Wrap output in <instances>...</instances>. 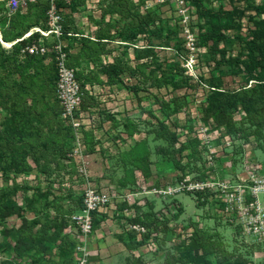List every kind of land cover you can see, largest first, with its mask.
Returning <instances> with one entry per match:
<instances>
[{
  "label": "rangeland",
  "instance_id": "rangeland-1",
  "mask_svg": "<svg viewBox=\"0 0 264 264\" xmlns=\"http://www.w3.org/2000/svg\"><path fill=\"white\" fill-rule=\"evenodd\" d=\"M9 1L0 0V264H77L78 246H85L87 264H144L147 261L148 264H159L166 254H176L178 245L188 237V229L196 220L202 226H215L229 248L238 247L242 252H248L247 258L251 262H264V243H256L252 237L240 234L232 223L219 219L214 216L215 213L202 214V208L195 205L191 195L182 193L162 198L150 191L153 186L173 184L177 179L172 163L154 151L155 146L163 142L154 139L150 133L155 123L152 116L169 121L172 130L179 128V136L186 130L187 152L201 161L204 149L200 140L192 135L200 116L207 127L222 173L226 177H239L240 180L253 174L255 179L264 183V130L256 121H252L258 109L262 112L260 88L255 81L246 80L239 62L246 55L242 38L248 40L256 23L264 21V0H183V4L175 0H123L124 4L118 5L121 11H115L118 16L110 19L112 23L100 21L101 26L112 25L114 28L112 35H106V30L96 34L98 47L94 48L97 51L107 50L102 45L106 42L101 41L99 36H112L108 44L125 46L124 52L118 50L119 47H113L117 48L118 53L126 55V48L134 46L135 56L139 60L134 68L123 65V79L119 77L111 82L117 87H137L130 95L136 109L133 113L136 121L135 124L125 125L128 126L127 132L141 133L136 138L147 135L146 139L141 140H145L148 150L149 176L148 180L140 179L138 184L135 179L130 180V174L122 180L121 172L112 168L115 160H111L113 166L109 164L105 167L111 174L108 182L120 185L115 186L118 194H132L129 198L131 203L126 199L114 202L116 208L109 214L92 215L91 232L86 236L74 216L83 214V188L87 181H94V177L88 173L87 177L76 173L78 166L73 157L72 128L60 116L63 105L56 93L54 54L49 53L45 57L44 69L36 73L33 80L34 74L24 76L9 66L5 53L11 44L4 42V32L11 36L24 26H38L36 28L41 30L49 28L46 13L48 2L13 0L12 7V3L7 5ZM106 5L107 0H94L93 4L90 0H56L62 18L65 17V9L82 12L87 8H101L104 14ZM203 6L233 12L220 20V24L229 27L217 45L200 37V28L210 26L208 22L211 19L209 14L204 16ZM76 19L81 21V17ZM123 22L125 26H139L142 29L135 35L128 31L124 35L120 31ZM148 26L153 30L151 34L148 33ZM64 29L62 26L60 39L66 52L65 64L74 71L82 92L79 111L82 113L81 120H86L81 128L85 155L88 141L84 127L88 124V115L84 114V108L95 104V99L102 94H86L84 87L88 79L79 78L70 63L71 51L64 43L67 35ZM23 33L24 30L21 36ZM83 40L80 38V41ZM51 41L50 34L46 42ZM170 63L178 64L183 69L182 75L175 79L180 83L178 86L161 75ZM82 64L90 66L88 62ZM141 64L144 67L140 70L145 72L147 80L138 78ZM103 66L97 64L94 67L100 71ZM131 70L136 72L135 78ZM210 78L219 81L218 88L211 85ZM94 81L97 84L106 82L100 79ZM214 90L230 105L235 126L239 128L243 124L247 127V136L240 129L225 133L224 128L214 123L210 110L206 109ZM104 95L102 98H116L115 94ZM129 105L128 110H131ZM175 107L177 110L174 111ZM126 137L130 138L128 135ZM131 146L130 142L124 149L126 156L122 155L128 161L143 152L141 146ZM127 168L130 167L123 169ZM147 190L148 193L145 192ZM134 207L141 208L143 219L148 224L154 220L158 222L156 226H148V250L144 258L135 255L139 248L129 249L123 241L127 240V232L132 230L129 226L133 223L128 219L133 217ZM178 208H182V213L175 217ZM143 226L147 230L146 225Z\"/></svg>",
  "mask_w": 264,
  "mask_h": 264
},
{
  "label": "built area",
  "instance_id": "built-area-1",
  "mask_svg": "<svg viewBox=\"0 0 264 264\" xmlns=\"http://www.w3.org/2000/svg\"><path fill=\"white\" fill-rule=\"evenodd\" d=\"M163 2L164 0H156ZM183 4V0H175ZM14 5V1H9ZM47 30L36 29L39 37L27 44L20 50V54L47 56L53 53L57 69L56 93L63 111L60 116L65 119L72 128L74 137L73 157L77 164V175L87 177V166L83 158L85 145L83 144V133L81 128L83 121L82 113L79 111L81 88L75 79L74 71L65 64L66 52L60 39L62 34V16L56 7V0H47ZM51 43L46 42L50 37ZM11 47V45L9 46ZM192 135L200 140L203 147V158L196 165L200 170L179 171L177 179L173 184H164L160 187L151 188V192L165 197H175L177 194H189L193 197L195 205L202 208V214L215 213L214 216L232 223L238 227L239 233L252 237L254 242L264 243V183L254 178V175L243 178L226 177L217 162L215 150L211 146V138L207 127L203 124L200 116L197 117ZM169 125V121H165ZM223 128V126H220ZM180 133L179 128L173 129ZM187 131L183 130L178 135L175 147L179 148L186 143ZM187 151H181L179 158L181 163H186ZM252 181L247 183V181ZM113 191L100 190L90 182H86L82 192V215L74 216L78 220L81 232L86 236L91 232L93 213H108L115 209ZM127 195L126 197H129ZM129 200V199H128ZM202 203V204H201ZM199 204V205H197ZM213 217H210L212 219ZM198 223V220H196ZM199 227H203L200 222ZM130 229L135 230L140 236L147 232L140 224H131ZM191 231V228L188 229ZM190 232L187 234L189 235ZM79 255L77 264H87L88 252L85 246H78Z\"/></svg>",
  "mask_w": 264,
  "mask_h": 264
},
{
  "label": "trees",
  "instance_id": "trees-1",
  "mask_svg": "<svg viewBox=\"0 0 264 264\" xmlns=\"http://www.w3.org/2000/svg\"><path fill=\"white\" fill-rule=\"evenodd\" d=\"M119 3L121 5L124 4L123 0H107V5L103 10L104 14L115 13V11L117 13L121 11L118 9ZM202 9L204 10V16L209 14L211 15V19L208 22L210 23V26H206L205 28L202 26L200 28V37L203 41H211L213 45H217L218 42L224 38L225 30H227L229 27V25L220 24V20L225 16L232 15L233 12L223 11L220 9H209L205 6H203ZM27 28H29V26H24L21 30L13 32L11 36H7V32H4V39L20 37L22 30L25 31ZM141 29L142 28L139 26H125L123 22L121 24L120 31L121 33H124V35L127 34V31L130 34L135 35L136 33L140 32ZM151 29L152 28L148 26V33L150 34L153 32ZM37 37V32L32 33L29 37L17 41L10 47L9 50L5 51L9 66H11L13 69H17L19 72H22V75L24 76L33 74L35 75L44 69L43 61L46 56L32 54H25L22 56L20 54L21 48L31 43ZM249 37L250 38L248 40L242 38L245 45L246 55L243 59L239 60V62L246 76V80H253L259 85L261 94L260 105L262 107V112H260L258 109V113L254 115L255 120L252 121H256L259 127L264 130V21H259L256 23V26L251 31ZM142 67H144V64H141L138 68V78L147 80L145 72L140 70ZM166 67L167 70L162 71L161 75L163 78L172 80L173 85L178 86L180 83L175 79L177 76L182 75L183 69L175 63L167 64ZM168 70H172L173 72L168 73ZM101 71L107 75L108 80L111 82L113 79H120L119 75L125 70L124 67L121 68L117 63H112L103 66ZM130 73L135 75L136 72L131 70ZM34 77H36V75L32 77L33 80L35 79ZM209 82L213 87L218 88V80L210 78ZM129 88L132 91L137 90L136 86H131ZM211 95L212 98L208 99V105L206 109L210 110L214 123L217 126H223L225 133H231L240 129L244 132V135L247 136V127H244L243 124H241L239 128L235 126L229 111L230 105L227 103L225 98H223V96L217 93L215 90ZM175 110H177V107L174 108V111ZM152 117L155 119V123L152 124L153 127L151 128L150 133L153 135L154 139L161 140L163 142V144L155 146L154 151L156 154L164 156L178 171H185L186 168H188L190 172L196 169L200 170V168L196 165L197 161L199 160L192 158L189 152H187L186 155V163H181L179 155L181 151L188 150L187 144L184 143L179 148H176L175 143L177 141L178 134L172 130L170 125L165 123V120L159 119L155 116ZM135 145L141 146L142 149L139 148L143 151L141 154L133 156L134 158L128 161L125 160L124 156H122L124 154L123 152L117 161L122 165L123 168L127 166L130 167L129 169L127 168L128 170H125L127 173H131V171H133L130 169L137 168L142 171L145 177H148V150L145 147V142L142 141L136 143ZM131 147H134V145ZM262 150L264 151V146L262 147ZM143 213L144 212L141 211L140 207H134V215L132 218L128 219V221L133 224H140L142 226L146 225L147 227V234H141L139 239H137V232L135 230H130L127 232V240L125 239L123 241L125 246L129 249H135L142 246V244H144L148 238V226H156L158 223L154 220L148 224V221L146 222L143 219ZM181 213L182 208H178L176 210L175 217H178ZM94 215L101 216L99 213H93V217H95ZM190 228V234L186 239L180 242L176 254H166L163 258V261L159 264H264V262H251L249 258H247V255H249L248 252H242L238 247L229 248L228 244L224 241L222 233L219 232L215 226H213V228L208 226L199 227L197 222H193L191 223ZM237 230L238 227H236V231Z\"/></svg>",
  "mask_w": 264,
  "mask_h": 264
},
{
  "label": "crops",
  "instance_id": "crops-1",
  "mask_svg": "<svg viewBox=\"0 0 264 264\" xmlns=\"http://www.w3.org/2000/svg\"><path fill=\"white\" fill-rule=\"evenodd\" d=\"M9 3L10 2H7V5ZM90 3L93 4L94 0H90ZM94 5H96V3ZM12 7L14 6L12 5ZM87 7H89V5H87ZM102 13L103 12L101 8L94 10L87 8L82 12H71L69 9H65L63 13V16L65 15V17H63L62 25L64 26V30H66L67 35L64 37V43L68 47L69 51H71L69 60L71 65L76 69L79 78H81L82 80L88 79L87 81H85L84 87L85 91H87L86 94H96L98 92V94H105L104 96H108L110 94L116 95V98L114 100H111V98L108 97L102 98L101 95V97H97L95 99V104L84 108V114L88 115V124H85L84 127L86 129V131L84 132L85 139L86 141H88L86 146L88 152L83 155V158L86 163L89 176L94 177V181L90 183L100 190H107L111 192L113 191V193L116 195L115 198H113V202L117 203L126 199L130 204L131 202L129 198L132 196V194H130L129 192H127L128 194L123 196L118 194V190H116L117 188L115 189V186L120 187V185L108 182L111 179V174H109L110 172L108 171V169L106 170L105 167H108L109 164L113 163L111 162V160H115L114 167L112 168H117V170L121 172L120 178L122 180H125L127 174H130V180L133 181V179H135V182L137 184L139 183L140 179L148 180V177H145L141 170H134V177H131V173H127L122 168V165L117 161V159L124 152L125 147L130 142L131 145H134L142 141L141 139H146L147 135L145 134L143 138L139 139L136 138V136H139V134H141L140 132H127L126 130L128 128V126L125 125L126 123L135 124L134 120L136 121L133 114L136 109L134 108V101L130 97V95H133V91L128 86L122 85L120 87H117L115 84L108 81V77L106 74H104L101 70L97 71L98 68H95L94 66L97 67V64H103L104 66H106L112 63H117L118 66L121 67L128 64L129 66L134 68L135 64L139 63V60L135 56L134 46L126 48L127 54L124 55V53H118V50L120 49L124 52L125 46H114L107 43L110 40L109 38H112V36H109L108 38L106 35H112L114 26H101L100 21H109L110 23H112L110 19L112 17L118 16V14ZM78 16L81 17V21H78L76 19L79 18ZM36 27L38 26H29L30 30H25L22 36L8 38L5 39L6 41L4 42L11 44L12 46L17 41L29 37L33 33L32 31H35L37 29ZM101 30L107 31L106 35L99 36L101 41L106 42V44L102 45H104L105 48L107 47V50L97 51L94 48L98 47L96 46L97 44L95 42L97 38L96 34H99ZM80 38H84L83 42L80 41ZM113 47L119 48L118 50H116L117 48ZM44 61L47 60L44 59ZM83 62H88L90 66H84L82 64ZM123 73L119 75L120 78L124 77ZM132 76L133 78H135L134 75ZM95 79H100L106 82L97 84L94 81ZM124 84L127 85V82H124ZM128 105L131 107V110H128ZM85 121H83V124ZM132 130L133 127L130 128V131ZM127 135L130 138H127ZM143 141L145 142V140ZM137 172L139 173L138 176ZM178 172L179 171L176 170L177 174ZM154 187L155 186L151 188ZM122 189L125 190V188ZM145 192L148 193V190ZM138 193H141V191H139ZM127 195L130 196L126 197ZM137 203L140 204V202ZM141 208L144 207L141 206ZM139 238L140 236H138L137 234V239ZM123 248L125 249L124 245ZM147 250L148 238L146 239L145 243L139 247L138 254L135 255H138L140 258H144L147 255ZM144 264H148V261Z\"/></svg>",
  "mask_w": 264,
  "mask_h": 264
}]
</instances>
